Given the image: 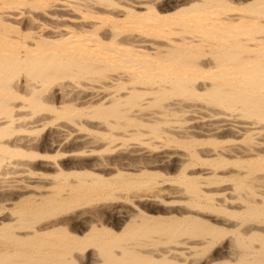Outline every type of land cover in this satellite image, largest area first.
<instances>
[{
    "label": "bare ground",
    "instance_id": "1",
    "mask_svg": "<svg viewBox=\"0 0 264 264\" xmlns=\"http://www.w3.org/2000/svg\"><path fill=\"white\" fill-rule=\"evenodd\" d=\"M93 1L0 0V264H264V0Z\"/></svg>",
    "mask_w": 264,
    "mask_h": 264
},
{
    "label": "rangeland",
    "instance_id": "2",
    "mask_svg": "<svg viewBox=\"0 0 264 264\" xmlns=\"http://www.w3.org/2000/svg\"><path fill=\"white\" fill-rule=\"evenodd\" d=\"M101 2H102V4H103V0H95V1H93L92 3H97V4H101ZM101 4V5H102ZM22 7V5L20 6V8ZM22 8H28V6H23ZM86 13V12H85ZM75 14L76 15H78V17H85V19L86 18H89V16H88V13H86V14H84V12H82V11H77L76 10V12H75ZM97 21H101V20H99V19H97ZM104 22H106V21H104ZM103 21H101V23H104ZM105 24V23H104ZM125 30H128V28H125ZM48 96V95H47ZM151 96V99L149 100V104L147 105L148 106V109H152V110H156L157 111V108L159 109L160 108V98H157V97H152V95H150ZM50 98V97H49ZM45 99H47L46 97H45ZM159 100V101H157V100ZM189 99V98H188ZM48 100V99H47ZM152 100H156V103H153L152 102ZM189 100H194V101H204V99L203 98H197V97H193V98H190ZM153 104H152V103ZM162 102L164 103L165 102V98H162L161 99V104H162ZM55 103V102H54ZM159 104V107L157 106L158 104ZM200 103V102H199ZM55 105H58L57 103L55 104ZM157 106V107H156ZM215 109V111H222V112H224V111H229V110H232V109H230L229 107H227V106H224V105H220V104H218V105H216L215 107H214ZM224 110V111H223ZM239 110H237V112H238ZM27 112H28V109H27ZM29 112H33L32 110H29ZM48 114H47V113ZM241 112V111H240ZM240 112H238V114L241 116V118L242 117H244V118H246V117H249L248 115H245L243 112L242 113H240ZM42 114V113H44V114H47V115H49L50 117H51V119L53 120V122H58V121H61V120H64L65 118V116L66 115H63L62 113L60 114V113H56V112H54V111H51V109H47V108H41V109H39L38 110V114ZM108 115H105V116H108V117H110V115H109V113H107ZM201 112L199 113V112H191V111H187V112H179V114L177 113L176 114V118H175V120L176 119H179V120H176L175 121V125H177L178 124V126L180 125V126H186V125H188V124H190V123H194V122H196V121H200L201 119ZM203 114H205V113H203ZM191 115V116H190ZM61 116V117H60ZM95 117H96V119H100L99 118V116H97V114L96 115H94ZM193 116V117H192ZM196 116V117H195ZM203 116V115H202ZM199 118V120H198V118ZM244 118H242V119H244ZM182 119V120H181ZM184 119V120H183ZM186 119V120H185ZM195 119H196V121H195ZM132 124H134V123H130V122H128V123H126V122H124V124L123 125H126V126H131ZM51 128V126L49 125H47V126H45V127H43V128H41V129H39L38 130V132L37 131H35V132H33V134L31 133V135H34L33 137L36 139V140H42L43 138H44V134H45V136H46V134H48L49 132V130H51L50 129ZM20 134H22V132H19ZM16 135H18V132H16ZM98 136H101L100 134H97ZM40 136V137H39ZM256 135L255 134H253V137H255ZM253 137H251L250 139L249 138H244L243 136L241 137L240 135H237V136H235V137H224V138H221V139H218L217 141H216V143L217 144H222V145H228V144H232V145H234V146H236L235 144H238V147H244V146H246V142H248V144H250V142L251 143H253V142H255L256 140H255V138H253ZM155 140H158V139H155ZM230 140V141H229ZM250 141V142H249ZM213 142V141H212ZM234 143V144H233ZM177 145H178V143H176ZM183 144H185V143H182V144H179L178 145V149L181 151V150H183ZM230 144V145H231ZM181 145V146H180ZM241 145V146H240ZM108 146H109V144H108ZM111 146H113V145H111L110 144V147H108V149L109 150H111V152H113V153H111L110 151H108V153H111L112 155L113 154H116L115 152V150L114 149H116V147H118V146H115V144H114V146L113 147H111ZM183 147V148H182ZM42 149V150H41ZM40 151H46L45 149L43 150V148H40L39 149ZM47 150H49V149H47ZM112 150H114V151H112ZM48 152H50V150L48 151ZM47 152V154L48 155H54V153L51 151L50 153H48ZM52 155V156H53ZM48 159H49V157H48ZM50 159H51V157H50ZM143 189H145V188H140V191L141 190H143ZM138 191H139V189H138ZM235 195H237V193H234ZM5 203H7V205L8 206H4L5 208L6 207H9V205H11L12 204V201H5V202H3V204L4 205H6ZM5 212H6V209H5Z\"/></svg>",
    "mask_w": 264,
    "mask_h": 264
}]
</instances>
